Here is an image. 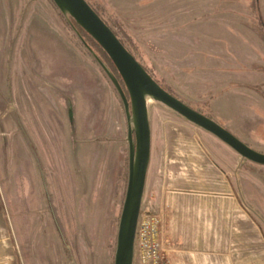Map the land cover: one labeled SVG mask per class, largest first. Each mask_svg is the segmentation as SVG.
<instances>
[{
  "label": "rangeland",
  "instance_id": "rangeland-1",
  "mask_svg": "<svg viewBox=\"0 0 264 264\" xmlns=\"http://www.w3.org/2000/svg\"><path fill=\"white\" fill-rule=\"evenodd\" d=\"M90 1L155 79L264 153V0ZM78 33L52 0H0V264H114L127 121ZM188 60H221L236 78L211 66L198 80L201 67ZM221 94L230 96L213 107L209 97ZM148 108L144 198L160 206L170 185L235 186L253 226L228 232L252 235L222 240L221 264H264V166L164 105Z\"/></svg>",
  "mask_w": 264,
  "mask_h": 264
},
{
  "label": "water",
  "instance_id": "water-1",
  "mask_svg": "<svg viewBox=\"0 0 264 264\" xmlns=\"http://www.w3.org/2000/svg\"><path fill=\"white\" fill-rule=\"evenodd\" d=\"M52 1L77 33L76 25L90 35L104 50L123 82L122 84L110 67L78 33L84 46L112 82L125 112L129 172L118 228L114 264H134L136 231L152 155V125L148 108L150 102L164 105L185 121L213 135L245 160L264 166V153L253 149L219 122L195 110L164 89L124 46L87 0Z\"/></svg>",
  "mask_w": 264,
  "mask_h": 264
},
{
  "label": "crops",
  "instance_id": "crops-1",
  "mask_svg": "<svg viewBox=\"0 0 264 264\" xmlns=\"http://www.w3.org/2000/svg\"><path fill=\"white\" fill-rule=\"evenodd\" d=\"M219 62L218 60H188L190 66L201 67L198 80L212 72L211 66L220 78L227 79L229 75L235 77V74H229L231 72L229 65L225 67ZM202 68H206L208 75H205L207 73ZM229 96L221 94L209 97L210 104L215 107L217 100L226 99ZM234 97L236 101L231 105L233 109L231 111L236 116L237 108L240 106L236 95ZM218 116L217 120L226 122L229 120L223 115L218 114ZM200 171L201 169L197 170V177ZM164 191L161 205L167 214L165 264H221L222 240H239V238L251 240V232H249L250 236L246 235V232L233 234L228 232L230 227L239 226V229L251 230L253 226L252 211L245 203L237 200L235 186L197 183L170 185Z\"/></svg>",
  "mask_w": 264,
  "mask_h": 264
},
{
  "label": "built area",
  "instance_id": "built-area-1",
  "mask_svg": "<svg viewBox=\"0 0 264 264\" xmlns=\"http://www.w3.org/2000/svg\"><path fill=\"white\" fill-rule=\"evenodd\" d=\"M166 215L162 205L143 199L136 231L134 264H165Z\"/></svg>",
  "mask_w": 264,
  "mask_h": 264
},
{
  "label": "trees",
  "instance_id": "trees-1",
  "mask_svg": "<svg viewBox=\"0 0 264 264\" xmlns=\"http://www.w3.org/2000/svg\"><path fill=\"white\" fill-rule=\"evenodd\" d=\"M89 2V4L92 6V8L100 15V17L110 26V28L114 31V33L117 35V37L121 40V42L124 44V46L133 54V51L128 47V45L123 41V39L121 38V36L119 35V33L114 29V27L112 25H110V23L103 17V15L100 13V11L97 9V7H95L93 5V3L90 0H87ZM258 2V0H257ZM258 11L259 8H257ZM76 25V24H75ZM76 27L79 29V31L86 36V42L90 45V47L92 48V46H94V48H96L97 50L99 49L101 53H103L105 55V57L110 60V58L108 57V55L104 52V50L96 43V41L90 36L88 35L86 32H84V30L79 27L78 25H76ZM93 49V48H92ZM94 50V49H93ZM135 56V55H134ZM136 58V57H135ZM102 60V59H101ZM111 61V60H110ZM112 63V62H111ZM113 64V63H112ZM144 66V65H143ZM145 67V66H144ZM146 68V67H145ZM114 73L116 74V76L120 79V76L117 72V70L115 69V67H113ZM146 70L150 73V71L146 68ZM152 76L153 74L150 73ZM154 77V76H153ZM155 78V77H154ZM157 80V79H156ZM121 81V79H120ZM158 81V80H157ZM159 82V81H158ZM121 83L123 84V82L121 81ZM160 83V82H159ZM161 86L166 89L168 92H170L172 95H174L175 97L179 98L168 86L163 85L162 83H160ZM204 115L213 118L211 115L203 113ZM221 124V123H220ZM222 125V124H221ZM224 126V125H222Z\"/></svg>",
  "mask_w": 264,
  "mask_h": 264
},
{
  "label": "flooded vegetation",
  "instance_id": "flooded-vegetation-1",
  "mask_svg": "<svg viewBox=\"0 0 264 264\" xmlns=\"http://www.w3.org/2000/svg\"><path fill=\"white\" fill-rule=\"evenodd\" d=\"M111 62V61H110ZM114 66V65H113Z\"/></svg>",
  "mask_w": 264,
  "mask_h": 264
}]
</instances>
